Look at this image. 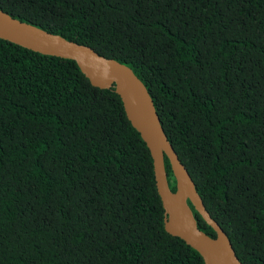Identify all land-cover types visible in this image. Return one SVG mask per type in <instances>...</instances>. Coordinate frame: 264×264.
Instances as JSON below:
<instances>
[{"label": "trees", "instance_id": "16d2710c", "mask_svg": "<svg viewBox=\"0 0 264 264\" xmlns=\"http://www.w3.org/2000/svg\"><path fill=\"white\" fill-rule=\"evenodd\" d=\"M0 8L130 66L238 258L264 264V0ZM164 166L175 190L166 155ZM0 264H205L165 229L151 153L113 87L92 85L73 59L3 38Z\"/></svg>", "mask_w": 264, "mask_h": 264}, {"label": "water", "instance_id": "95a60500", "mask_svg": "<svg viewBox=\"0 0 264 264\" xmlns=\"http://www.w3.org/2000/svg\"><path fill=\"white\" fill-rule=\"evenodd\" d=\"M0 38L43 54L73 59L92 85L113 87L127 118L151 153L156 188L164 208L165 229L196 249L205 264H243L226 232L206 209L193 178L163 131L146 85L130 66L99 54L89 45L13 17L1 8ZM164 155L170 162L175 190L168 182ZM189 202L215 230L214 237L198 227Z\"/></svg>", "mask_w": 264, "mask_h": 264}]
</instances>
